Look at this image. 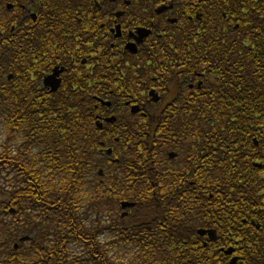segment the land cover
Instances as JSON below:
<instances>
[{
	"label": "trees",
	"instance_id": "trees-1",
	"mask_svg": "<svg viewBox=\"0 0 264 264\" xmlns=\"http://www.w3.org/2000/svg\"><path fill=\"white\" fill-rule=\"evenodd\" d=\"M200 1L205 10L200 32L183 33L178 40L210 43L197 47L198 57L201 62L207 58L221 78L213 76L220 81L216 89L202 88L199 97L182 99L185 120L202 122L201 145L208 148L207 155L213 141L228 149L217 153V168L231 159L236 164L232 169L224 166L223 173L201 182V189L209 192H101L97 155L103 138L95 125L98 102L90 84L74 76L72 82L64 83L63 91L47 92L41 79L32 78L35 66L23 57L18 42L10 38L11 32L0 34V114L6 132L0 140V179L9 187L0 206L17 217L11 223L0 220V247L8 249L7 264H35L39 260L43 262L37 264H220L221 253L213 241H208L209 245L203 242L206 235L198 233L200 228L216 229L218 240L225 242L232 232L230 243L239 246L237 264H264L258 234L246 251L241 240L247 237L246 223L239 213L246 205L239 193L249 195L246 164L253 159L244 148L252 145L248 141L258 135L257 126L264 124V0ZM30 52L34 55L36 49ZM153 52V57H162V47ZM152 70L160 74L163 65L157 63ZM140 80L144 79H121L115 104L127 97L124 93L136 89L133 85ZM211 107L218 109L212 111ZM164 118L165 113L158 112L149 121L164 122ZM141 131H136V140L124 139L131 153H138L135 148L148 139H152L151 145L161 141L160 134L148 136L147 130ZM261 134L264 136V128ZM127 197L136 201V207L130 217L121 218L118 202ZM104 203L111 206L109 217L101 211ZM231 210L237 222L229 225ZM33 211L45 217L59 214L64 229L54 237V244L51 241L49 246L39 247L36 242L32 260H20L11 246L27 224H34L27 219ZM148 222L153 223V231L146 229L144 223ZM255 231L264 233V225ZM107 232L112 236L109 244L100 240ZM71 243L83 244L85 255L72 257ZM125 244L138 249L131 259L119 260L109 253L108 246L124 250Z\"/></svg>",
	"mask_w": 264,
	"mask_h": 264
},
{
	"label": "flooded vegetation",
	"instance_id": "flooded-vegetation-1",
	"mask_svg": "<svg viewBox=\"0 0 264 264\" xmlns=\"http://www.w3.org/2000/svg\"><path fill=\"white\" fill-rule=\"evenodd\" d=\"M204 12L200 0H0V34L11 32L10 38L18 42L23 57L35 66L32 78L41 79L47 92L57 93L76 76L86 80L93 96L100 99L95 125L103 138L98 151L101 192H209L210 189H201L206 177L223 173L224 166L225 170L236 166L231 159L217 168V153L228 149L219 148L213 141L207 155L208 148L201 145L202 122L185 120L182 99L199 97L202 88L216 89L220 81L213 80V76L221 78L207 58L201 62L198 57L197 47L211 46L210 43L178 40L183 33L200 32ZM223 15L226 18V13ZM155 47H162V57H153ZM32 48L36 49L34 55ZM157 63L163 65L160 74L152 70ZM49 76L60 80L57 89L46 84ZM137 78L144 80L134 84L136 89L124 93L128 98L116 105L120 80ZM217 109L211 107L212 111ZM158 112L165 113L164 122L149 121ZM110 116L115 119L109 121L113 118ZM159 127L162 131H157ZM263 128V123L257 126L258 135L248 141L252 145L244 148L251 154L248 158H253L245 168L249 195L239 193L246 202L244 211L239 212L246 223L247 237L241 239L246 251L257 234L264 249V233L255 231L264 225ZM138 130H143L141 134L147 130L148 136L160 134L161 141L151 145L152 139H148L145 144L150 146L140 145L135 148L138 153H131L124 139L136 140ZM124 201L134 204L123 209ZM118 204L121 218L134 213L136 201L131 197L119 199ZM229 217V225L237 222L232 210ZM144 225L153 231L152 222ZM231 233L226 242L218 240L219 236L213 240L223 257L220 264H230L233 257H240L237 243H230ZM204 237L203 242L209 245L208 236ZM229 248L235 251L226 256L223 251ZM9 261L5 256L4 263H0Z\"/></svg>",
	"mask_w": 264,
	"mask_h": 264
},
{
	"label": "rangeland",
	"instance_id": "rangeland-1",
	"mask_svg": "<svg viewBox=\"0 0 264 264\" xmlns=\"http://www.w3.org/2000/svg\"><path fill=\"white\" fill-rule=\"evenodd\" d=\"M3 123L4 122L0 114V140L4 138L6 135L5 127ZM8 194H9V187L5 185V179H0V201H2V199L7 198ZM0 205H2V203ZM104 205L105 206L101 208V211L103 210V215L108 214L109 217L111 206L105 203ZM85 207L86 205H84L83 207L81 206L79 211L81 214L82 212L83 213L85 212L86 209ZM115 209L116 210L118 209L117 206H115ZM92 213L94 214V212ZM27 216H28L27 217L28 221L30 219L34 223L30 225L32 228V233L30 232V229L28 231L26 230L27 234L32 236V239L27 240L22 244L21 249H19L20 250L19 255L22 256L23 260L27 258L32 260L34 258V253L32 252V248L36 245L35 243L37 242V245L39 247H42L43 245L49 246L50 244L53 243L54 237L56 235L58 236L59 233L62 232L61 230L64 229L63 228L64 224L63 222H59L58 220L59 214L56 213H51L49 216L45 217L42 213L33 211L30 212ZM16 218L17 217L13 216L10 212H8V210H5V212H3L2 206H0V220L6 223H11ZM111 238H112L111 234L107 232L100 238V240H102L101 241L102 243L106 241L105 244H109L111 243V241H107V240H111ZM4 250H5L4 248L0 250V256L2 255ZM86 250L87 248L83 244L71 243L69 252H71L72 257L74 256L82 257L85 255ZM108 250L112 256L114 257L116 256V258H118L119 260L122 259L129 260L133 257L132 253H136L138 249L130 244H125L124 250L121 248V246H115V245L108 246Z\"/></svg>",
	"mask_w": 264,
	"mask_h": 264
},
{
	"label": "water",
	"instance_id": "water-1",
	"mask_svg": "<svg viewBox=\"0 0 264 264\" xmlns=\"http://www.w3.org/2000/svg\"><path fill=\"white\" fill-rule=\"evenodd\" d=\"M45 82H46V84L52 86V90L57 89V87L60 84V80L59 79L57 80L56 78H54V76H49L48 78H46ZM155 99H157V97H155ZM125 204H129V203H124V205ZM198 233L201 234V235H205L207 233L211 239H214L215 235H216V231L213 230V229H209V230H207V229H199ZM232 251H233L232 249H229V250L226 251V254H231ZM235 262H236V258H233L232 261H231V264H235Z\"/></svg>",
	"mask_w": 264,
	"mask_h": 264
}]
</instances>
